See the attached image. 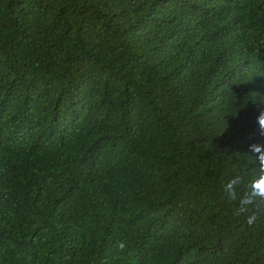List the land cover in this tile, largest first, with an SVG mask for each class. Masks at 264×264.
Listing matches in <instances>:
<instances>
[{
  "label": "trees",
  "instance_id": "obj_1",
  "mask_svg": "<svg viewBox=\"0 0 264 264\" xmlns=\"http://www.w3.org/2000/svg\"><path fill=\"white\" fill-rule=\"evenodd\" d=\"M260 97L264 0H0V264H264Z\"/></svg>",
  "mask_w": 264,
  "mask_h": 264
},
{
  "label": "clouds",
  "instance_id": "obj_2",
  "mask_svg": "<svg viewBox=\"0 0 264 264\" xmlns=\"http://www.w3.org/2000/svg\"><path fill=\"white\" fill-rule=\"evenodd\" d=\"M259 95L258 93L257 96ZM259 102L264 104V97H260ZM256 123L258 134L264 137V109L258 112ZM244 155L256 163V168L244 177L239 174L232 175L222 185V194L233 205V215L243 218L245 225L255 227L264 221V144H250L248 153ZM118 247L123 249L124 242L121 241Z\"/></svg>",
  "mask_w": 264,
  "mask_h": 264
}]
</instances>
